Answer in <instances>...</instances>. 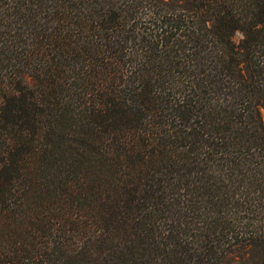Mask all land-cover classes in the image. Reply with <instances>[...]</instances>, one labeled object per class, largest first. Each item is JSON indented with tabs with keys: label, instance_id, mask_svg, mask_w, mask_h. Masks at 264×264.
<instances>
[{
	"label": "trees",
	"instance_id": "obj_1",
	"mask_svg": "<svg viewBox=\"0 0 264 264\" xmlns=\"http://www.w3.org/2000/svg\"><path fill=\"white\" fill-rule=\"evenodd\" d=\"M0 264H264V0H0Z\"/></svg>",
	"mask_w": 264,
	"mask_h": 264
},
{
	"label": "rangeland",
	"instance_id": "obj_2",
	"mask_svg": "<svg viewBox=\"0 0 264 264\" xmlns=\"http://www.w3.org/2000/svg\"><path fill=\"white\" fill-rule=\"evenodd\" d=\"M240 38V35L239 34H236L235 36H234V40H238Z\"/></svg>",
	"mask_w": 264,
	"mask_h": 264
}]
</instances>
